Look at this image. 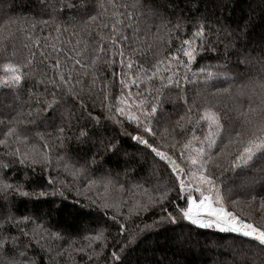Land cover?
Wrapping results in <instances>:
<instances>
[{
	"label": "trees",
	"instance_id": "1",
	"mask_svg": "<svg viewBox=\"0 0 264 264\" xmlns=\"http://www.w3.org/2000/svg\"><path fill=\"white\" fill-rule=\"evenodd\" d=\"M52 2L53 0H0V37L7 36V32L3 31L4 21H12L9 27L13 36L9 37L6 42L14 44L17 49L15 57L0 56V76L5 74L3 72L4 63L24 62L28 50L23 45L27 44L32 51L37 53L32 73L26 77L19 89L0 87V118L11 119L18 112H23L25 116L21 118L31 119V117H27V112L29 109L37 107V99L40 100L39 107L43 109L45 107L43 100L51 99V93H56L58 104L55 109L41 111L34 124L28 125L33 133L35 131L54 133L56 126L63 124L66 134L71 137L65 141L63 147L50 143L53 167L44 169L40 165H36L34 174L31 167L15 164L6 170L5 174L9 175L11 180L24 184L25 189L30 192L33 188L49 187L47 181L49 176L58 181H65L66 187L63 189V197L49 195L36 200L24 197L16 198L13 193L10 199L15 205L13 212L17 216L25 214L34 216L37 223L43 221L45 227L51 231H58L62 237L44 241L47 248L52 249L50 252L41 250L34 241L31 242L27 254L29 257L35 258L36 264H109L110 252L114 249L118 250L121 244L126 241L128 231L134 232L143 229L145 224L151 225L162 213L159 208H149L147 212H142L139 215L133 214L127 220L124 219V215H118V219L125 225V233L121 234L118 224L110 219L117 214L116 210L102 209L97 204H93L91 200L86 199V196L96 199L97 190L92 189L83 193L85 185L83 176L74 180L68 172L64 171L63 167H56L55 158L66 156L71 169L72 166L78 167L83 164L86 159L95 154L100 163L91 169L90 175L97 178L106 174V170H108L113 180L124 185V192L120 193L123 200L126 201L120 209L124 214H127L128 207L135 200L145 203L147 195L154 194L161 181L167 183L169 187H176L177 183L170 167L158 163L149 150L129 136L123 135L120 126L107 119L108 105H112L114 110L118 103L117 98L121 95L118 64L111 67L99 65L103 75L99 76L95 85L91 84L90 75L83 77L82 83L76 85L79 100H83L85 107H81L79 100L73 96L47 82L48 76L54 75L48 68L49 62H54V60L50 57L49 61H43V57L39 54L41 50L46 54L51 53V45L55 44L57 48L64 49L60 54L61 60H64L65 55L70 54L87 64L90 63L87 53L83 56L76 55L82 45L77 46L75 42L78 38L89 41L97 38L87 37L83 34L80 37L72 35L74 20L71 17H79L83 11L78 8H63L62 11L55 14V19H52L49 8V4ZM115 2L119 5L122 0H115ZM72 3H82L84 11L92 10L89 0H72ZM140 3L144 6L141 9L144 14L139 17L141 29L146 28L148 24L152 25L151 33L142 43L153 40L152 34L156 33V25L160 23L161 19L168 21L169 28L175 25L178 20L180 21L181 30L170 34V45L167 43L169 36L165 34V31L161 30L159 33V36L163 37V40L159 41L161 58H166L169 53H176L179 47L176 37L188 38L196 21L198 19L204 21L206 33L210 34L207 35V43L204 48L197 51L196 58L190 65L191 72L196 73L200 68L212 65L213 67L207 70L224 72L234 79L229 81L213 80L206 85L203 83V77H192L189 74V79L192 82L185 84L184 90L190 101L195 99L197 109L213 108L219 112L222 122L226 126L230 123L235 129L242 127L239 113L249 107L256 110L254 113H250L253 119H264V87L260 86L264 84V70H261L257 64L247 63L253 58L256 60L264 58V0H140ZM56 6L62 7L59 0H56ZM149 8L155 13L154 15L148 13ZM108 9L107 19L111 20L113 11L111 5H108ZM118 10L125 11L122 8ZM129 10L134 14L137 11V9ZM42 20H47L48 23H41ZM33 24L35 27H32ZM58 25L61 29L60 32H57ZM225 26H227V31H225ZM241 29H245L244 33L242 36H238L237 33ZM126 31L129 36L132 35L131 29ZM104 32L107 34L108 30H104ZM37 40L40 48L35 46ZM134 47L137 45L131 40L125 43L126 52L131 51ZM9 51H11V47ZM176 54L180 55L181 59H185L182 53ZM54 55L55 53H53ZM147 55L150 58L151 52H148ZM114 59L118 61L119 57H114ZM136 59L145 64L143 57L137 55ZM153 62L150 59L145 67H149ZM217 65L222 67H215ZM76 70L83 71L78 65ZM24 71L27 72L28 69L25 68ZM113 72H116L117 75L113 76ZM103 82H108L109 87L101 91ZM239 85H248L243 89V94ZM151 86L158 87L159 81H152ZM81 87H83V91H80ZM217 88H227L228 91L216 92ZM137 90L135 86H132L130 103L131 99L135 98ZM139 91H144L143 85ZM127 92L128 90L125 89L126 96ZM105 94H107V100L104 98ZM165 96L170 98L163 105L165 111L182 114V102L179 99H176L175 103L171 102V98L177 96V90L175 88L167 89ZM87 113H91L92 117H99L100 123L97 124ZM33 115L35 116V113ZM193 115L196 116L198 113ZM225 117L226 119H224ZM119 118L123 121V126L128 132L135 133L137 131L135 125L129 124L123 117ZM175 118L173 115L172 119ZM165 123L166 121L161 118L159 126L162 127ZM81 129L88 133L90 139L85 138L84 142L77 139ZM185 138V132L178 131L176 133L177 141L183 142ZM101 140L105 145L109 142H118V151L112 153L103 150L100 147ZM32 142L42 149V143L34 135ZM178 148L179 144H177ZM177 161L180 162L179 158ZM154 169H159V171L154 173ZM257 169H264V159L256 160L251 169L243 172L237 170L236 173L224 171L220 177L222 189L231 188V198L240 199L241 207L248 202L250 191L257 196L264 195V179H261L262 173ZM13 170L14 175L12 174ZM214 172L219 175V170H214ZM252 178H255V184L251 183ZM134 185L141 187H134ZM56 187H60L59 183ZM77 188L83 194L78 196ZM144 189H147L148 192L144 193ZM99 195L101 197L106 195L102 188H99ZM107 195L109 197L117 195L116 188L110 189ZM169 199L175 200V203L180 207H185L183 199H177L175 192L170 194ZM85 205L88 207H84ZM164 206L176 214V209L170 203L166 202ZM229 210H233L230 205ZM4 211L5 204L0 200V213ZM262 216H264V212L255 211L252 213L251 219L259 224ZM28 227L31 228L32 225H28ZM101 227L106 229L107 248L98 259L94 257L89 260L86 254L75 251L79 247L87 249L89 241L84 237L90 233L94 234L95 230ZM11 231L13 235H18L15 230ZM25 242L26 239L21 237V248ZM93 247L99 250L100 245L97 243ZM62 249H67V251L63 255H56ZM9 255L12 253L9 252ZM128 264H264V251L261 250L257 242L236 233L219 232L214 228L201 229L190 225L187 221H178L176 225L166 226L159 235H153L147 243L139 242L134 250L129 251Z\"/></svg>",
	"mask_w": 264,
	"mask_h": 264
},
{
	"label": "snow or ice",
	"instance_id": "2",
	"mask_svg": "<svg viewBox=\"0 0 264 264\" xmlns=\"http://www.w3.org/2000/svg\"><path fill=\"white\" fill-rule=\"evenodd\" d=\"M59 2L62 5L59 8L56 6V0L49 4L52 19H55V14L62 11L63 8L81 9L82 15L71 17L74 20L72 35L80 37L83 34L87 37L97 38L91 41L78 38L75 42L77 46L82 45L81 50L76 55L83 56L87 53L90 59V63L87 64L70 54L65 55L64 60H61L60 54L64 49L57 48L55 44L51 45V53L46 54L41 50L39 54L43 57V61H49L50 57L54 60L48 64V68L54 75L48 76L47 82L79 100L76 85L82 83L83 77L90 75L91 84L95 85L99 76L103 75L99 65L111 67L118 64L121 95L117 98L118 103L114 110L112 105H108L109 115L107 119L119 125L123 135L129 136L146 150H149L158 163L170 167L177 183L176 187H169L167 183L161 181L154 194L147 195L145 203L135 200L128 207L127 214H124L120 211L122 204L126 203L120 195L124 192V185L113 180L108 170H106V174L97 178L90 175L91 169L100 163L95 154L86 159L83 164L78 167L72 166L71 169L66 156L55 158L56 167H63L64 171L68 172L74 180L83 176L85 180L83 193L92 189L97 190L96 199L91 196H86V199L91 200L93 204H97L102 209L112 208L116 210L117 214L110 219L118 224L121 234L125 233V225L118 219V215H124V219L127 220L133 214L139 215L142 212H147L149 208H159L162 213L151 225L145 224L143 229L134 232L128 231L126 241L121 244L118 250L114 249L110 252L109 264H128L129 251L134 250L139 242L147 243L153 235H159L166 226L176 225L178 221H187L190 225L201 229L214 228L219 232L236 233L257 242L261 250L264 251V216H262L259 224L251 219L253 212H264V195L257 196L250 191L248 202L241 207L242 201L232 199L231 188L222 189L220 180L224 171L236 173L237 170H240L243 172L253 168L256 160L264 159V119H253L250 113H254L256 110L249 107L239 113L242 119L241 129L233 128L230 123L226 126L222 122L219 112L211 107H204L202 110L197 109L195 99L190 101L184 90V85L192 82L189 79V74L192 77H203V83L206 85L213 80L229 81L234 79L224 72L207 70L212 68V65L200 68L199 72H191L190 65L195 60L197 51L204 48L207 43V35L210 34L206 33L204 21L200 19L196 21L188 38L176 37L179 41L176 53H182L185 59H181L180 55L176 53H169L166 58H161L159 41L163 40V37L159 36V33L161 30L165 31V34L169 36L167 43L170 45V34L181 30L179 20L169 28L168 21L161 19L160 23L156 25V33L152 34L153 40L142 43L151 33L152 25L148 24L144 29L140 27L139 17L144 14L141 10L144 6L140 0H130V2L122 0L119 5L115 0H89L92 5L91 11H84L82 3L73 4L72 0H59ZM108 5H111L113 9L111 20L107 19ZM120 8L125 11H119ZM129 9H137V11L134 14ZM147 11L150 15L155 14L150 8ZM40 22L48 23L47 20ZM11 24L12 21L10 20L4 21L3 31L7 32V36L0 37V56L5 58L15 57L17 54L15 45L6 42L9 37L13 36L9 27ZM32 27H35V24ZM127 29H131V36L127 34ZM60 30L58 25L57 32ZM104 30H108L107 34ZM244 30L241 29L237 35L242 36ZM217 31L219 32V30ZM225 31H227V26H225ZM129 40L137 47L126 52L125 43ZM35 46L41 47L38 40L35 41ZM10 47L11 51H9ZM23 47L28 50L24 62L3 64L5 74L0 76V87L17 90L26 77L31 75L37 53L32 51L27 44ZM148 52H151L150 58L147 55ZM53 53H55L54 56ZM137 55L144 58L145 64L149 63L150 59L154 62L150 63L149 67H145V64L136 59ZM117 56L119 57L118 61L114 59ZM69 62L71 63L69 64ZM247 63L257 64L261 70H264V58L259 60L253 58ZM77 65L83 71L76 70ZM215 67L220 68L222 66L217 65ZM25 68L28 69L27 72L24 71ZM89 70L91 71L89 72ZM116 75L117 73L113 72V76ZM154 80L159 81L158 87L153 88L151 86ZM142 85L144 86L143 92L139 91ZM132 86L138 90L130 103ZM260 86L264 87V84ZM108 87V82H103V87L100 90L103 91ZM238 87L243 94V89L247 88L248 85H239ZM172 88L177 90V96L171 98V102L175 103L176 99L182 102V114L167 113L164 109L165 101L170 99L165 96V90ZM125 89L128 90L127 96L124 94ZM83 90L81 87L80 91ZM226 91H228L227 88L216 89V92ZM17 98L19 99V97ZM104 98L107 100V94ZM39 103L40 100L37 99V107L28 110L27 117H31V119L21 118L25 116L23 112H18L11 119L0 118V149H2L0 150V200L5 204V211L0 213V264H36L35 258L29 257L27 254L31 242L34 241L41 250L50 252L52 249L47 248L44 241L62 238L58 231H51L45 227L43 221L37 223L34 216L28 214L17 216L13 212L15 205L10 197L13 193L16 198L24 197L36 200L46 198L49 195L63 197L66 182L58 181L49 176L47 178L49 187L33 188L30 192L25 189L24 184L11 180V177L5 174L6 170L15 164L31 167L34 174L36 165H40L44 169H51L53 157L50 143L63 147L65 141L71 138L66 134L63 124L57 125L54 133L39 131L33 133L28 125L34 124L41 111L46 112L49 109H55L58 104L56 93H51V99L45 98L43 100L45 105L43 109L39 107ZM79 103L81 107H85L83 100H79ZM194 113H198V115L194 116ZM87 115L97 124L100 123L99 117H92L91 113H87ZM173 115L176 117L174 120L172 119ZM119 117H123L129 124L135 125L137 131L135 133L128 132ZM161 118L166 121L162 127L159 126ZM178 131L186 134L183 142L176 139ZM33 135L42 143V149L32 142ZM85 138H89L88 133L81 129L77 139L84 142ZM177 144H179L178 149ZM117 145L118 142H109L106 145L103 140L100 142V147L103 150L112 153L118 151ZM177 158L180 160L179 163ZM214 170H219V175H216ZM157 171L159 169H154V173ZM257 171L262 173L261 179H264V169H257ZM12 174L14 175V170ZM57 183L60 187H56ZM251 183H256L255 178L251 179ZM113 187L116 188L117 195L109 197L107 193ZM134 187L141 186L134 185ZM99 188H102L106 195L101 197ZM143 191L144 193L148 192L147 189ZM172 192L176 193L177 199L185 200V207H180L175 203V200L169 199ZM83 193L79 188L76 189L78 196ZM193 193L199 195L195 196ZM166 202L176 209V214L164 206ZM229 205L233 210H229ZM84 207L88 206L85 205ZM28 225H32V227L29 228ZM11 230H15L18 235H13ZM105 232L106 229L101 227L96 229L94 234L86 235L84 239L89 241L87 249L79 247L75 251L86 254L89 260L94 257L98 259L103 254L104 249L107 248ZM21 237L26 239L22 248L20 247ZM97 243L100 245L99 250L93 247ZM66 251L67 249H62L56 255H63ZM9 252L12 255H9Z\"/></svg>",
	"mask_w": 264,
	"mask_h": 264
},
{
	"label": "rangeland",
	"instance_id": "3",
	"mask_svg": "<svg viewBox=\"0 0 264 264\" xmlns=\"http://www.w3.org/2000/svg\"><path fill=\"white\" fill-rule=\"evenodd\" d=\"M178 162V161H177ZM179 163V162H178ZM195 196H198L199 194L198 193H193ZM184 203H185V206H186V202L185 200L183 199Z\"/></svg>",
	"mask_w": 264,
	"mask_h": 264
}]
</instances>
